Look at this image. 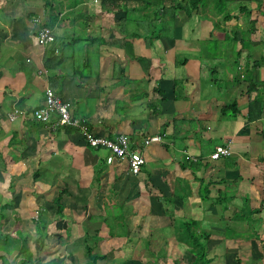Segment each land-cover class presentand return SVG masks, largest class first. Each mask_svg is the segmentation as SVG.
Returning <instances> with one entry per match:
<instances>
[{
  "label": "crops",
  "instance_id": "1",
  "mask_svg": "<svg viewBox=\"0 0 264 264\" xmlns=\"http://www.w3.org/2000/svg\"><path fill=\"white\" fill-rule=\"evenodd\" d=\"M191 1L0 0V217L17 210L1 217L0 235L17 232L6 262L187 264L190 226L212 264H264V0L230 1L228 22ZM47 87L91 134L127 136L141 173L33 121Z\"/></svg>",
  "mask_w": 264,
  "mask_h": 264
},
{
  "label": "built area",
  "instance_id": "2",
  "mask_svg": "<svg viewBox=\"0 0 264 264\" xmlns=\"http://www.w3.org/2000/svg\"><path fill=\"white\" fill-rule=\"evenodd\" d=\"M93 5H98L99 0H89ZM42 17L38 16L34 19V23H41ZM55 42V36L51 29L43 27L37 35V43L42 48L50 47ZM44 73H47L45 71ZM71 105L64 103L51 88L45 89V103L42 108L35 110L31 119L44 126H49L52 131L57 129H71L79 131L85 139V142L93 149L108 150L111 157L108 163L118 159L126 161L128 164V174L137 176L141 173L146 161L143 155L134 151L130 146V139L127 136H118L115 140H108L96 137L91 134L88 128L80 121L72 117ZM25 114L20 110H15L9 114L10 121H16ZM163 139L162 136H155L143 140L144 146L153 143H159ZM230 146L217 148L213 156V160L229 157L231 155Z\"/></svg>",
  "mask_w": 264,
  "mask_h": 264
},
{
  "label": "trees",
  "instance_id": "3",
  "mask_svg": "<svg viewBox=\"0 0 264 264\" xmlns=\"http://www.w3.org/2000/svg\"><path fill=\"white\" fill-rule=\"evenodd\" d=\"M209 1L212 2V6L214 11L218 14L223 16V19L225 22H228L234 18L232 15V12L228 10V4L232 0H196V1H191L190 7L193 10V12H196L197 10H200V8H203L204 10L207 8ZM260 11L263 10L262 4L260 5ZM240 13H248L249 9L248 7H242L241 5L238 7ZM185 10V13L187 16H191L193 13L187 8L183 9ZM255 25V24H254ZM253 25V28L255 26ZM252 28V27H251ZM253 31V30H252ZM232 41V40H231ZM4 218L5 216H1ZM187 226L184 232L182 231L183 235V240L186 242L188 245V257H187V264H212L211 259L208 258V253H207V247L205 242L209 240V237L205 233L201 232H195L194 230L191 231V227ZM1 237V235H0ZM2 238V237H1ZM0 249L3 250L2 252L0 251V254L3 255L6 253L5 251L9 249L7 245H0ZM0 260L3 261L4 264L8 263L6 262L5 258L0 256Z\"/></svg>",
  "mask_w": 264,
  "mask_h": 264
},
{
  "label": "rangeland",
  "instance_id": "4",
  "mask_svg": "<svg viewBox=\"0 0 264 264\" xmlns=\"http://www.w3.org/2000/svg\"><path fill=\"white\" fill-rule=\"evenodd\" d=\"M259 8H261V7H259ZM239 9V8H238ZM263 12V11H262ZM152 30V29H151ZM226 45H228V47L229 48H231V47H233V45H232V43H230L229 42V44L228 43H226ZM218 96H220L219 94H218ZM221 97V96H220ZM225 99V98H224ZM15 202V201H14ZM8 205V203L6 204L5 202H4V200L3 199H1L0 198V206H7ZM12 208H10V210H8V211H10L11 212V214L10 215H5V217H4V219H5V224L8 222V221H10V222H12L11 221V219L12 218H15V217H17L16 216V212H17V210H15V209H13V210H11ZM15 216V217H14ZM36 216H34V218H35ZM2 221V219H1V217H0V222ZM177 222H180V220H177ZM3 223V224H4ZM2 224V225H3ZM8 225V224H7ZM11 226H12V224H11ZM11 226H10V224L6 227V229L7 230H9L10 231V229H11ZM153 229V228H152ZM249 229H251V230H253V227L251 226V225H249ZM2 232L4 233V234H6L8 231H4L3 230V227H2ZM250 230V232H241L240 233V235L239 236H246V235H249V234H252V233H254V231H251ZM12 231V230H11ZM160 233H162L160 230H157L156 229V231H152V233H151V235H152V237H153V239L154 238H156ZM231 233V232H230ZM184 235V233L182 234V236ZM16 237H17V232H16V235H15ZM15 236H13L12 234H8L7 236H4V235H1V237H0V245H7V247L10 249L9 251H11V253H13V251H12V249L15 247V246H17V239L15 238ZM20 237V236H19ZM235 237H238V234L237 235H235ZM209 243L210 242H205V244H206V246H208L209 245ZM208 248V247H207ZM0 251L2 252L3 250H1L0 249ZM171 252H172V250H171ZM178 255H179V258H180V260L183 262V260H184V258H185V256L186 255H184L185 254V252H184V248H181V249H179L178 251ZM177 252H175V253H177ZM89 253V252H88ZM5 254H7V253H5ZM5 254H3V255H5ZM93 255V254H92ZM92 255H88L89 257H91ZM89 260V259H88ZM0 264H4L3 263V261L2 260H0ZM6 264H9V263H6Z\"/></svg>",
  "mask_w": 264,
  "mask_h": 264
}]
</instances>
